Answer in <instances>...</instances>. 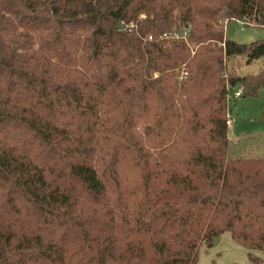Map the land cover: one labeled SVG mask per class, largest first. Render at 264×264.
Instances as JSON below:
<instances>
[{
  "label": "trees",
  "instance_id": "1",
  "mask_svg": "<svg viewBox=\"0 0 264 264\" xmlns=\"http://www.w3.org/2000/svg\"><path fill=\"white\" fill-rule=\"evenodd\" d=\"M243 18L264 0H0V264H195L225 232L260 262L264 156L226 116L264 66L222 75L264 39L218 23Z\"/></svg>",
  "mask_w": 264,
  "mask_h": 264
},
{
  "label": "rangeland",
  "instance_id": "2",
  "mask_svg": "<svg viewBox=\"0 0 264 264\" xmlns=\"http://www.w3.org/2000/svg\"><path fill=\"white\" fill-rule=\"evenodd\" d=\"M223 28L226 37L239 44H250L264 39V29L255 26H244L241 29L234 19L224 21ZM223 63L226 65V71L222 75L225 78L229 76V67L232 75H255L264 66V59L248 64L244 57H236ZM238 90L241 91V96L234 98L233 94ZM262 112H264V89L253 96L244 93L241 86L229 90L227 113L231 117V124L227 127V133L230 156H264ZM254 255L260 262L249 261L247 251L233 240L228 232H225L219 236L215 244L210 241L200 246L195 264H264V254L254 252Z\"/></svg>",
  "mask_w": 264,
  "mask_h": 264
},
{
  "label": "built area",
  "instance_id": "3",
  "mask_svg": "<svg viewBox=\"0 0 264 264\" xmlns=\"http://www.w3.org/2000/svg\"><path fill=\"white\" fill-rule=\"evenodd\" d=\"M224 21L225 20H219L218 23L223 25L224 26ZM236 22L238 23V25L241 27V29L244 27V26H252L251 22L248 20V19H241V20H236ZM176 35V34H175ZM241 96V91H236L234 94H233V97L234 98H237V97H240ZM231 123V117L227 114L226 116V125L229 126Z\"/></svg>",
  "mask_w": 264,
  "mask_h": 264
},
{
  "label": "water",
  "instance_id": "4",
  "mask_svg": "<svg viewBox=\"0 0 264 264\" xmlns=\"http://www.w3.org/2000/svg\"><path fill=\"white\" fill-rule=\"evenodd\" d=\"M218 240H219V237H212V238H211V242L214 243V244H215Z\"/></svg>",
  "mask_w": 264,
  "mask_h": 264
},
{
  "label": "crops",
  "instance_id": "5",
  "mask_svg": "<svg viewBox=\"0 0 264 264\" xmlns=\"http://www.w3.org/2000/svg\"><path fill=\"white\" fill-rule=\"evenodd\" d=\"M238 98V97H237ZM231 124V123H230Z\"/></svg>",
  "mask_w": 264,
  "mask_h": 264
}]
</instances>
